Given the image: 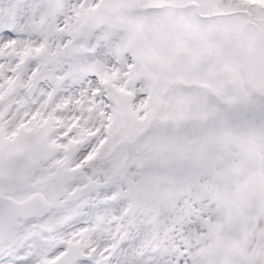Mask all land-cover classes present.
Listing matches in <instances>:
<instances>
[{
  "label": "snow or ice",
  "instance_id": "1",
  "mask_svg": "<svg viewBox=\"0 0 264 264\" xmlns=\"http://www.w3.org/2000/svg\"><path fill=\"white\" fill-rule=\"evenodd\" d=\"M0 264H264V0H0Z\"/></svg>",
  "mask_w": 264,
  "mask_h": 264
}]
</instances>
